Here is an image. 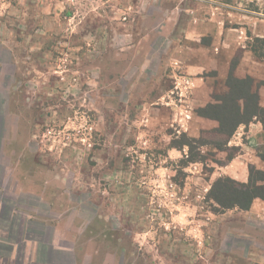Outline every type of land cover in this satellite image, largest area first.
<instances>
[{
  "label": "rangeland",
  "instance_id": "rangeland-1",
  "mask_svg": "<svg viewBox=\"0 0 264 264\" xmlns=\"http://www.w3.org/2000/svg\"><path fill=\"white\" fill-rule=\"evenodd\" d=\"M254 38L264 0H0V264H264V200L214 199L263 126L204 116L232 78L264 107Z\"/></svg>",
  "mask_w": 264,
  "mask_h": 264
},
{
  "label": "trees",
  "instance_id": "trees-1",
  "mask_svg": "<svg viewBox=\"0 0 264 264\" xmlns=\"http://www.w3.org/2000/svg\"><path fill=\"white\" fill-rule=\"evenodd\" d=\"M250 47L256 56L264 60V38H254L253 45H250ZM230 83H233L235 86L233 87L234 90L231 91L232 96L230 101H227V103L225 102V105L210 106L211 114H206L204 116L212 114L215 115L214 118L219 121L221 130H226L227 132L230 131V134H233L234 130L241 124H250L253 119H256L259 123H261L264 129V107L260 105L259 93L257 91H253L252 80L250 78L246 81L232 78ZM260 86H264V81L260 83ZM203 111L205 112V110ZM182 144L188 146L190 148V153H192V145L188 139L185 138ZM260 158L264 161V152L260 153ZM253 171L254 170L251 169L248 185L245 186L243 190L233 188L229 184L218 181L215 186H220V189L218 193L214 194L216 196L214 199L217 204L223 208L240 207L243 210H248L255 199L261 198L264 200V189L260 188L255 184V182H253V174L264 179V172L255 171L253 173ZM228 192L233 193L234 196L230 197ZM223 198L226 200L224 201ZM5 208L6 206H4V219L2 220L9 218L8 211L5 212L8 208ZM24 221L25 220L22 218L21 222L18 223V229L14 227L13 221L10 225L11 230L14 231L16 229L14 239H17L18 242L26 236L31 235L32 232H37L33 228L27 229ZM29 225L33 226L30 221L27 226ZM11 252L12 248L0 240V259L7 260ZM42 253L43 254H41L40 257L43 258V256L46 255V252Z\"/></svg>",
  "mask_w": 264,
  "mask_h": 264
},
{
  "label": "crops",
  "instance_id": "crops-1",
  "mask_svg": "<svg viewBox=\"0 0 264 264\" xmlns=\"http://www.w3.org/2000/svg\"><path fill=\"white\" fill-rule=\"evenodd\" d=\"M0 132H1V127H0ZM6 209V208H5ZM8 211V209H6L5 210V212H7ZM3 212H4V207H2L1 208V214H2V216H3ZM37 225V224H36ZM62 257H63V253H62ZM46 260H47V262H50L52 259H51V257H49V254L46 256ZM0 263H1V261H0ZM46 263V262H45ZM59 263L60 264H62V260L60 259L59 260ZM10 264V263H9ZM16 264H20L19 262H16ZM38 264V263H37Z\"/></svg>",
  "mask_w": 264,
  "mask_h": 264
}]
</instances>
